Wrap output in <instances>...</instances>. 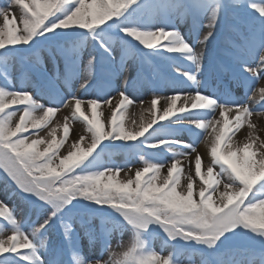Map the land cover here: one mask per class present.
Here are the masks:
<instances>
[{
	"label": "snow or ice",
	"instance_id": "6c2138e0",
	"mask_svg": "<svg viewBox=\"0 0 264 264\" xmlns=\"http://www.w3.org/2000/svg\"><path fill=\"white\" fill-rule=\"evenodd\" d=\"M0 18V183L36 214L0 200V264H264V0H7Z\"/></svg>",
	"mask_w": 264,
	"mask_h": 264
},
{
	"label": "rangeland",
	"instance_id": "374dc122",
	"mask_svg": "<svg viewBox=\"0 0 264 264\" xmlns=\"http://www.w3.org/2000/svg\"><path fill=\"white\" fill-rule=\"evenodd\" d=\"M6 3H7V0H0V7H4L6 6ZM12 12L15 13L16 17L18 18L19 15H20V12H19V9L18 8H13L11 10ZM188 23V22H187ZM204 23L206 24L207 23V20L204 21ZM0 24H2V18H0ZM178 26L180 27L181 31L182 32H187V27H186V24L184 22H178ZM207 32V28H204L203 31L201 32V38L203 36V34ZM210 49H211V46H210ZM199 50V49H198ZM86 60H87V55L85 54L84 56V62L86 63ZM123 77H120L119 80L122 81ZM83 81L82 80H75L73 81V91H75V93L78 95V96H81L82 98L84 99H90V98H94L96 93L93 91V90H89V93L88 95H84L83 93V90L81 89L80 85ZM264 82V80H261L260 81V84L258 86H260L262 83ZM114 83H116V81H114ZM66 91V89H65ZM173 92V89L171 87H168L166 89H164L163 91V95H170L171 93ZM113 95H115L113 93ZM131 95L133 96V98L137 101V104L134 105V106H131L129 108V113H128V117L126 119V124L129 128L131 127H134V125L131 123V121L134 119L137 121V123H139L140 121V117H141V106L139 105V100L143 99L146 101V103L143 105L144 108H147L149 105L147 103V101H150L151 98H152V91L150 88H143L139 91H134L131 93ZM42 103H47V101H41ZM251 106V105H250ZM259 111V109H258ZM69 114V109H63L62 111H60L55 120L58 121V122H62V119L65 115H68ZM105 115H108L107 112H105ZM144 119L145 120H148L151 118L150 114L149 113H144ZM18 119V117H17ZM73 132L71 134V137H70V141L71 140H76L78 138V134L81 133L82 129H83V125L80 123V122H75L73 125ZM243 130V129H242ZM241 130V131H242ZM241 131L237 134V136L241 133ZM40 135H44V132H41ZM236 136V138H237ZM184 139H188L187 136L184 137ZM69 141V142H70ZM203 149L205 150L206 149V145L201 142L200 144L197 145V151L204 157V154L202 153L203 152ZM207 150V149H206ZM63 151V150H62ZM113 154L115 156V160L117 163H120V164H123L125 162V154H124V151L120 152L118 150H113ZM208 162V156L207 157H204V163L206 164ZM134 169L135 168H138V167H141L142 165L139 163V162H133L132 165H131ZM123 172L121 173V177L123 178ZM0 200H3L5 203H8L10 206H15L17 208V219L21 220V216L19 215V213L24 210V208L22 206H17L9 196H6L5 195V189H4V186L2 183H0ZM78 227V226H77ZM10 233H5V235H9ZM80 236H81V239H82V243L80 244L81 245V251H82V254L85 256V257H88V258H91L93 256H98L99 255V246H95V247H91L89 245V242H88V239L87 237H84L83 233L80 232ZM129 234L128 233H124L123 234V241L124 243H127L128 240H129ZM121 237L119 235H114L112 237V243H111V248L113 251H120L121 249L117 247V241L120 240ZM50 240L52 242V246L53 247H56L58 246L57 245V241H56V238L54 236V233L51 232L50 233ZM161 247V243L160 241L157 239L156 240V243H154V248L159 251ZM166 254V253H165ZM104 259H107L108 258V254L105 253L104 254ZM193 262L194 264H199V257H194L193 258Z\"/></svg>",
	"mask_w": 264,
	"mask_h": 264
},
{
	"label": "bare ground",
	"instance_id": "6f19581e",
	"mask_svg": "<svg viewBox=\"0 0 264 264\" xmlns=\"http://www.w3.org/2000/svg\"><path fill=\"white\" fill-rule=\"evenodd\" d=\"M261 85H264V82ZM252 120H253L254 123L257 124L258 128H264V116H257V115L254 114L253 117H252ZM246 131H247V128L245 126V128H243L241 133L237 136V138L235 137V139L242 140L244 138L245 134H246ZM260 135H261L262 138H264V131H261ZM202 153L204 154V157H207V154H206L207 150L206 149L205 150L203 149Z\"/></svg>",
	"mask_w": 264,
	"mask_h": 264
}]
</instances>
